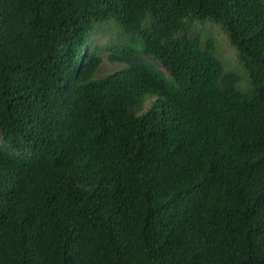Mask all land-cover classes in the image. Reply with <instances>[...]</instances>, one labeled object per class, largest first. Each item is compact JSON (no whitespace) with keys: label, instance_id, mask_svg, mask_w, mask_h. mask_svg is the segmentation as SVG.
Segmentation results:
<instances>
[{"label":"trees","instance_id":"1","mask_svg":"<svg viewBox=\"0 0 264 264\" xmlns=\"http://www.w3.org/2000/svg\"><path fill=\"white\" fill-rule=\"evenodd\" d=\"M0 264H264V0H0Z\"/></svg>","mask_w":264,"mask_h":264},{"label":"rangeland","instance_id":"2","mask_svg":"<svg viewBox=\"0 0 264 264\" xmlns=\"http://www.w3.org/2000/svg\"><path fill=\"white\" fill-rule=\"evenodd\" d=\"M206 27H208V25H206ZM104 29V33H93L91 35V39L96 43V44H101L103 43L107 37H108V31L105 28ZM212 30L215 34V36L217 37V39L219 40V42L222 44L223 46V55L224 57L231 62V64L234 66L237 64L235 55L233 53V49L226 43L225 38L223 35H221V33L219 32V29L217 27H212ZM119 66L117 64H110L106 61V59H104L103 64L101 66L100 72H105V73H111L112 71H114L115 69H117Z\"/></svg>","mask_w":264,"mask_h":264}]
</instances>
